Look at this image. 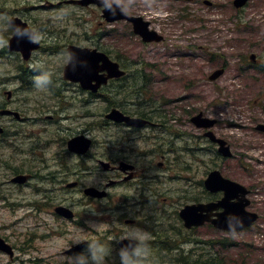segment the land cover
Here are the masks:
<instances>
[{
  "label": "rangeland",
  "instance_id": "374dc122",
  "mask_svg": "<svg viewBox=\"0 0 264 264\" xmlns=\"http://www.w3.org/2000/svg\"><path fill=\"white\" fill-rule=\"evenodd\" d=\"M60 1L0 0V32L7 29L5 21L9 16H22L20 18L29 24L40 40L46 39L45 34L50 32L57 34V38L61 39L64 45L73 43L110 50L114 59H120L122 69L126 72V76L119 81V93L124 91V84L130 81L132 76L135 79L152 77L154 85L157 86L154 93L162 94L163 100H179L174 102L176 107L201 111L206 116L217 119L215 132L224 137L230 146L234 145L231 147L233 157L224 163L223 175L252 189L249 211L258 215L250 230L234 236L236 246L224 255L232 264H264V136L249 125L251 121L264 122V78L261 80L255 76L254 78L260 81H254L252 73L241 75L237 73L236 68L244 61V56L246 59L249 54L259 57L264 49V0H250L242 13L243 24L238 23L239 14L233 10L232 0H112L128 15L141 16L149 21L150 29L163 36L161 43L148 44L142 43L133 33L130 35L131 28L124 22L114 24V28L105 27L100 12L94 7L84 10L50 7V4ZM205 1L211 4H205ZM101 28H107V32L105 36L99 37L97 34L104 31ZM200 29L204 30L195 32ZM53 40L54 38H50L48 45H52ZM3 45L4 39H0V80L14 74L22 76V80L20 84L16 80L9 87L3 86L0 89V105L8 101L3 94L11 92L14 102L6 108L16 110L19 115L29 120L19 122L21 119L17 121L15 117L12 118L18 130L24 132L28 128H31V131L40 129L39 132H33V135L46 138V142L55 145L61 137L54 136L57 129L56 119L57 125L76 128L78 120L88 125L93 113L102 112L103 104L97 102L108 101L117 105L118 94L106 90L100 94L101 97L94 99L84 112L78 109L73 113L66 112L71 109L67 107L64 110V114L70 117L67 120H58L59 114L42 113V118H53L46 119L49 126L41 131L43 123L37 119L40 115V105H49V98L63 99L68 92L69 87L54 77V71L61 72L66 63V54L61 48L56 52L53 50L50 56L44 53L46 57L38 51L30 60L24 61L21 56L5 55L1 50ZM163 51H168L165 55H171L172 58L161 60L158 53ZM185 51L190 53L192 58H183L181 55ZM214 55L224 58L227 70L222 77L210 82L208 75L219 68L221 61ZM184 61L188 66L185 64L183 68H175L177 63ZM22 84L27 87L22 89ZM19 87L21 89H18ZM39 93L42 95H36ZM68 103L73 102L68 100ZM8 119H4L6 124H10ZM152 132L154 133L153 130L138 131L131 136L149 137ZM20 148L23 150V145H20ZM1 151L7 158L9 152L2 149ZM166 153L165 149L160 151L161 155ZM15 154L18 158L22 156L20 153ZM208 164L212 165L213 162L208 161ZM3 168L6 167L1 164L0 174L5 172ZM178 187L177 185L173 188ZM1 192L9 194V199L5 201L10 206L3 205V202L0 204V236L6 237L17 250L16 258L12 262L0 253V264H112L115 261V255L110 253L109 248L107 249L110 254L106 252L109 255L107 261L100 260L97 255L94 258L83 256L78 259L65 256L63 251L68 242L80 237L77 229L61 219L55 221L48 211L41 210L40 213H33V216L26 210L20 211L18 206L15 207L16 204L10 203L16 198L15 193L8 188L1 189ZM30 200L34 201L32 198ZM34 217L36 221L32 220ZM173 218L171 214L166 217L165 222L150 220L149 225H153L154 235L148 244H145L148 252L146 260H137L131 264H164L167 256L180 251L178 249L182 248L181 243H185L188 237L174 230ZM34 222L38 223L35 229L32 225ZM102 222L95 216V221L90 225L98 233H102L109 229V226H103ZM53 226V231H44L45 227ZM165 226L168 229L163 231ZM120 228L124 229L127 235L138 238V233L144 234L143 231L133 228ZM31 233H34L32 238ZM88 234L91 239L95 238V233L89 231ZM211 234L208 231L196 230L191 235L197 239L203 236L201 239L204 241L210 239ZM201 246L195 243L188 248L185 246V249L180 251V260L189 259L188 264H193L188 249L199 252Z\"/></svg>",
  "mask_w": 264,
  "mask_h": 264
},
{
  "label": "flooded vegetation",
  "instance_id": "af4514ba",
  "mask_svg": "<svg viewBox=\"0 0 264 264\" xmlns=\"http://www.w3.org/2000/svg\"><path fill=\"white\" fill-rule=\"evenodd\" d=\"M0 39H4L1 33ZM1 50L5 55L10 56L5 40ZM56 80L64 84L62 79ZM9 83L12 84V79H9ZM4 85L5 83L0 80V89ZM22 85V89L27 87L26 84ZM75 87L78 86L72 85L68 88L65 97L67 100H72V104H63L62 99H59L54 110L53 105L51 107L47 104L40 105L38 112L40 115L37 119L44 123L41 114L48 112L59 114L60 121L69 119L70 117L64 114V110L68 107L71 109L66 112L73 113L76 109L79 110L80 106V95L69 93L73 90L79 91ZM102 88L111 90L110 84ZM102 88L97 94L81 93L83 112L94 99L101 97ZM121 96L128 99L135 98V95L131 94H121ZM3 97L8 101L0 105V111L14 102L13 97L7 99L5 94ZM140 104L144 107L149 106L145 102ZM133 105L127 104L128 107ZM111 107L112 104L106 101L105 112ZM121 111L125 115L140 117L146 124L141 127H131L124 124L115 125L103 119L104 124L96 126L95 113H93L88 125L78 120L76 122L78 127L64 128L57 125L56 119L57 129L54 136L61 135V137L55 145H51L46 142V138L33 135V132H39L40 129L31 131V128H28L24 132L18 130L12 118L19 113L13 110L15 115L8 116L11 117L10 124L5 126L3 133L0 134V141L7 139L0 145V165L6 167L3 168L5 172L0 174V204L3 202V205L10 206L5 201L9 199V194L1 192V189L8 188L16 196L10 203L16 204L15 207L18 206L20 211L40 213L42 210L53 214L58 207L68 209L72 217L65 221L68 220L77 229L80 237L68 242L67 247H72L69 249H72V252L68 253L66 250L63 252L65 255L78 257L87 251L90 243L93 242L88 232L97 231L90 225L95 221V216L103 221V226H109L108 230H104L99 235L105 239L113 237L116 248H118L117 240L120 237H127L125 231L118 229L122 225H126L125 228L147 231L144 233L149 238L145 243L147 245L154 235L153 225H149L151 219L165 222L166 217L172 214L175 222L178 219L177 210L182 206L216 203L222 197L221 193H210L206 189L205 179L209 172L207 163L209 140L205 130L196 129L197 134H192L189 114L184 120H175L174 116L165 115L157 107L137 113L127 108ZM51 118L53 117L46 116V119ZM16 119L17 121L21 119L19 122H29L21 114ZM42 130L44 126L41 127ZM149 130L154 131L149 137L131 136L138 131ZM78 135L85 136L90 143L83 153L70 152L67 149V142ZM20 145H23V150ZM1 148L9 152L7 158L4 157ZM164 149L167 153L161 155L160 151ZM15 153H20L22 156L18 158ZM175 172L184 180V187L182 190H177V196L172 194L174 193L172 190L160 188L161 179L167 173ZM17 176H24L25 182H14ZM90 188L99 190L102 195L90 196L86 192ZM214 213L216 212L212 214ZM178 222L181 221L178 219ZM32 225L34 229L38 227V223L34 222ZM208 225L205 223L202 228H207ZM54 229V227H45L44 231L48 233ZM166 229L168 228L165 226L163 231ZM114 230L120 233L114 234ZM184 232L189 238L190 230ZM33 234L31 233V238ZM81 243L83 244L81 248L74 249ZM13 247L15 249L16 246ZM141 260H146V257Z\"/></svg>",
  "mask_w": 264,
  "mask_h": 264
},
{
  "label": "water",
  "instance_id": "95a60500",
  "mask_svg": "<svg viewBox=\"0 0 264 264\" xmlns=\"http://www.w3.org/2000/svg\"><path fill=\"white\" fill-rule=\"evenodd\" d=\"M247 0H235V7H241L245 4ZM79 5L96 4L98 6H104L103 16L108 22H112L119 19H127L133 23V28L135 33L139 34L144 41L160 40L154 32H149L147 30L148 23L143 22L141 18L127 17L125 16L116 4L111 3L107 0H78L70 1ZM23 29H17L18 35L11 41L10 49L19 50L22 52L24 58H28L30 51L36 48V44H32V39L34 37L33 33L22 24ZM69 62L65 68V78L72 81H79L84 88H89L92 91H96L101 84H105L108 79L119 78L123 76V72L119 70L118 65L110 61L107 55L97 50L78 48L75 46H69ZM101 72H106L107 75L100 74ZM222 71H216L210 77V79H215L221 74ZM95 82L92 85V82ZM107 118L112 119L116 122L124 121L130 126L139 125L138 121L133 119H125L122 115L113 110L111 113L106 115ZM195 118V121L199 119ZM206 121V120H205ZM206 126L210 127L212 122L206 121ZM258 129L264 132V125L258 126ZM209 137L219 144L218 152L223 157H229V148L221 140L215 139L211 133H208ZM71 144V145H70ZM87 142L83 138H76L70 141L69 148L71 150L77 151L82 150L86 147ZM208 188L212 191L222 190L224 191V198L218 203L217 207H222L224 212L220 215L217 220V226L221 229L226 230H238L244 226L249 225L253 222L257 216L255 214H249L244 212V208L247 206L248 201L245 199V195L248 191L241 185L223 178L218 171H212L208 176L207 180ZM94 192V190H91ZM238 199L237 204H229V200L235 197ZM208 207L206 206H187L181 213V218L185 221L186 227L200 225L204 222L201 216V212L206 211ZM64 213L63 211H61ZM231 214V217H228ZM0 250L12 255L10 248L4 244L0 239Z\"/></svg>",
  "mask_w": 264,
  "mask_h": 264
},
{
  "label": "trees",
  "instance_id": "16d2710c",
  "mask_svg": "<svg viewBox=\"0 0 264 264\" xmlns=\"http://www.w3.org/2000/svg\"><path fill=\"white\" fill-rule=\"evenodd\" d=\"M176 257L177 256H174V258L169 262H166V264H170V263L188 264V262H190L189 259H187V261H181L179 257L177 258ZM189 258L192 259L193 264H231V262H224L221 260V258H218L213 254L212 255L208 254L206 256H203L202 254L194 253V251L191 252Z\"/></svg>",
  "mask_w": 264,
  "mask_h": 264
},
{
  "label": "bare ground",
  "instance_id": "6f19581e",
  "mask_svg": "<svg viewBox=\"0 0 264 264\" xmlns=\"http://www.w3.org/2000/svg\"><path fill=\"white\" fill-rule=\"evenodd\" d=\"M21 58L24 60V61H28V60H30L31 58H24V57H22L21 56ZM121 69H122V67H121ZM123 72H124V76L122 77V78H124L125 76H126V72L123 70ZM121 78V79H122ZM32 79V78H31ZM32 82V81H31ZM7 93V92H6ZM11 93V92H10ZM13 110L12 109H10V108H5V109H1V113H2V115L3 116H13V114L15 115V113H13L12 112ZM19 116V114H16V116H15V118L16 117H18Z\"/></svg>",
  "mask_w": 264,
  "mask_h": 264
},
{
  "label": "clouds",
  "instance_id": "9594fccd",
  "mask_svg": "<svg viewBox=\"0 0 264 264\" xmlns=\"http://www.w3.org/2000/svg\"><path fill=\"white\" fill-rule=\"evenodd\" d=\"M138 235H139V238L142 240L147 238V234H139L138 233ZM136 255H147V251H146V249L142 251L141 249L137 248L136 249ZM125 260L127 261V257H125Z\"/></svg>",
  "mask_w": 264,
  "mask_h": 264
}]
</instances>
